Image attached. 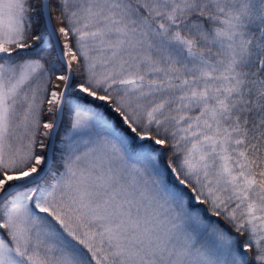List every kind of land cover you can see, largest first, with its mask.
Segmentation results:
<instances>
[{
	"label": "snow or ice",
	"instance_id": "snow-or-ice-1",
	"mask_svg": "<svg viewBox=\"0 0 264 264\" xmlns=\"http://www.w3.org/2000/svg\"><path fill=\"white\" fill-rule=\"evenodd\" d=\"M0 264H264V0H0Z\"/></svg>",
	"mask_w": 264,
	"mask_h": 264
}]
</instances>
